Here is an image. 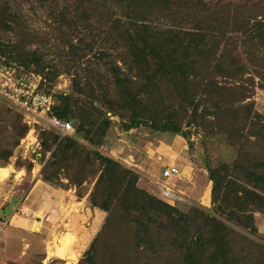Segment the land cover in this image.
I'll use <instances>...</instances> for the list:
<instances>
[{"label":"trees","instance_id":"16d2710c","mask_svg":"<svg viewBox=\"0 0 264 264\" xmlns=\"http://www.w3.org/2000/svg\"><path fill=\"white\" fill-rule=\"evenodd\" d=\"M208 1L75 0L77 21L59 20L66 28L79 21L89 33L96 25L107 27V41L124 57L123 67L101 63L108 54L98 50L97 64L86 70L92 45L68 37L64 49L73 68L64 73L71 78L70 93H53L60 69L28 47L31 34L21 31L15 43L0 38V53H8L4 63L16 61L40 75V89L54 99V115L74 127L64 137L41 131L42 157L35 160L51 153L42 180L54 187L64 186L61 175L78 188L94 183L88 205L107 214L90 248L78 247L86 258L79 264L107 257L121 264H264V242L233 227L255 234V214H264V116L254 103H244L256 78L264 88V0H245L256 2L242 13L223 0ZM161 18L170 25H157ZM14 19L9 3L0 0V29L14 31ZM104 74L112 89L101 85ZM111 117L120 119L122 132L146 126L181 134L196 126L211 136L225 134L236 157L232 163L206 159L211 210L183 211L155 197L140 187L136 171L99 151L115 124ZM21 119L19 139L28 131ZM11 155L5 151L0 159ZM32 167L29 162L25 170ZM77 196L82 198L79 191Z\"/></svg>","mask_w":264,"mask_h":264},{"label":"rangeland","instance_id":"374dc122","mask_svg":"<svg viewBox=\"0 0 264 264\" xmlns=\"http://www.w3.org/2000/svg\"><path fill=\"white\" fill-rule=\"evenodd\" d=\"M4 1L9 3L15 15L13 25L15 30L0 29V38L3 42L15 43L21 38L18 35L21 31L31 34L30 39L27 40L31 42L27 44L28 47L40 51L46 61L60 69V76L55 80L53 93L72 91L71 78L65 74L70 66L73 68L64 49L68 37H75V39L84 37L92 45V54L83 61L86 70H91L90 67L93 68L97 64L98 50L108 54L101 63L117 62L123 67V51L115 50L112 43L107 41V27L100 28L96 25L89 33L79 21L76 25L66 28L67 24L59 20V17L66 16L67 23L77 21L80 14L74 13L75 0ZM216 1L214 0L215 3ZM223 2V5H229L228 8L231 11L242 13L246 7H251L256 1L250 4L245 0H223ZM155 23L163 27L170 25V21L165 18ZM31 37L34 40H31ZM6 55L0 53V62L6 60ZM12 63L18 73L31 74L18 62L12 61ZM249 72L251 73L246 77L252 76V70ZM35 79L39 82L37 76ZM99 81L105 89H112L109 75L100 76ZM260 83L256 78L253 94L251 93V97L244 103H254L255 110L264 116V88L260 87ZM18 119H21L20 127L23 125L28 127L22 139L17 136ZM111 121L115 124L110 126L106 143L99 151L136 171L140 175V187L155 197L157 195L154 190L157 187H163L164 184L159 179L162 170L168 165L179 167L180 175L165 184L177 197L172 204L183 211L190 206L205 211L211 210L206 159L214 163H232L236 157V150L225 134L211 136L196 126L184 127L183 134L163 133L146 126L122 132L119 128L120 119L111 117ZM33 124L27 122L23 113L11 108L0 99V157L5 151L12 152L8 160L0 159V203L3 204L0 221L4 220L1 218L2 214H5V218L8 215L12 217L8 226L0 225L7 232L4 234L8 235L2 241L0 240V264H79L81 259L86 260V258L84 255L81 256L82 253H79L78 247H81L83 251L90 248L92 241L102 230L107 214L88 205V197L94 183L85 182L78 188L70 184L62 175L60 178L64 183L63 187H54L45 182L47 184L44 186L46 199L38 198L34 201L33 195L28 198L30 190L36 183L34 179L39 177L42 180V167L51 157V153L48 152L42 162L35 160L36 156L42 157L41 131L52 130L47 128L44 122ZM188 131L191 134L189 140L184 138V133ZM29 162L33 164V167L28 172L25 166ZM16 171H19L18 175ZM12 190L15 191L13 197L5 200L6 195ZM78 191L82 198L77 196ZM36 218H38L37 221ZM41 220H44L45 225L38 230L40 224L37 222ZM255 224L258 228L255 234L237 226L233 227L236 231L248 235L250 239L264 242V214H255ZM37 230L39 234L36 237L30 234V232L37 233ZM26 243H29V246ZM94 264H121V261L107 257Z\"/></svg>","mask_w":264,"mask_h":264},{"label":"built area","instance_id":"2783aa9c","mask_svg":"<svg viewBox=\"0 0 264 264\" xmlns=\"http://www.w3.org/2000/svg\"><path fill=\"white\" fill-rule=\"evenodd\" d=\"M36 76L39 78V82L36 81ZM41 81L42 77L39 75L33 73L22 75L13 66L0 62V99L5 101L11 108L23 113L28 123L39 124L44 122L47 128L56 131L63 137L73 135L74 127L72 124L54 115V99L40 89ZM179 175V167L175 165L165 167L159 177L164 182L163 187H157L158 190H154L157 197L171 204L176 201L175 193L165 184ZM2 209L3 204L0 203V214ZM1 232L2 228L0 227Z\"/></svg>","mask_w":264,"mask_h":264},{"label":"crops","instance_id":"0c3cea01","mask_svg":"<svg viewBox=\"0 0 264 264\" xmlns=\"http://www.w3.org/2000/svg\"><path fill=\"white\" fill-rule=\"evenodd\" d=\"M24 172V171H23ZM18 173H19V171L17 172L16 171V174L18 175ZM16 177V176H15ZM34 180H36V183L34 184V186L32 187V189L30 190V193L28 194V198L30 197V195H33V198L32 199H35L34 201H36V199H38V198H45L46 199V196H47V194H46V192H44V190H46L45 188H44V186L45 185H47L45 182H43L39 177H37L36 179H34ZM48 187V186H47ZM15 189V188H14ZM15 193V191H10V193L9 194H7L6 195V197H5V200H8V198H12L13 197V194ZM35 203H38V202H35ZM42 203V202H41ZM2 213V212H1ZM1 218L2 219H4L3 221L1 220L0 221V225H7L8 226V224L12 221V217H10L9 215H8V217L6 216V218H5V214H2L1 215ZM38 220V218H36V221ZM37 223H39L40 224V227H38V230H40V228L41 227H44V220H41V221H39V222H37ZM3 227V226H2ZM38 230L36 231L37 233H33V232H30V234H32V236H35L36 237V235L37 234H39L38 233ZM6 231H4V229H2V234H3V236L1 237V233H0V240L2 241L6 236H8L7 234H4ZM7 233V232H6ZM26 245L27 246H29V243H26ZM27 246H26V248H27Z\"/></svg>","mask_w":264,"mask_h":264}]
</instances>
